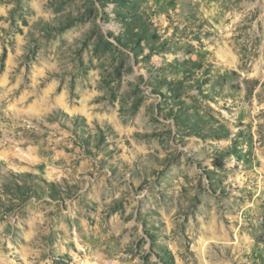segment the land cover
<instances>
[{
  "label": "rangeland",
  "instance_id": "1",
  "mask_svg": "<svg viewBox=\"0 0 264 264\" xmlns=\"http://www.w3.org/2000/svg\"><path fill=\"white\" fill-rule=\"evenodd\" d=\"M0 264H264V0H0Z\"/></svg>",
  "mask_w": 264,
  "mask_h": 264
}]
</instances>
